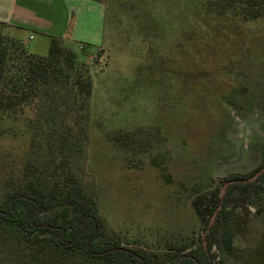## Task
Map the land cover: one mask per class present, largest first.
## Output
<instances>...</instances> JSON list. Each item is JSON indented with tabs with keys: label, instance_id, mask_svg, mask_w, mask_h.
<instances>
[{
	"label": "rangeland",
	"instance_id": "rangeland-1",
	"mask_svg": "<svg viewBox=\"0 0 264 264\" xmlns=\"http://www.w3.org/2000/svg\"><path fill=\"white\" fill-rule=\"evenodd\" d=\"M173 1L67 0V6L38 0L41 23L30 29L29 44L44 33L55 35L89 65L90 177L84 181L93 177L109 230L124 245L142 248L205 240L217 214L201 222L195 205L209 210L214 192L220 194L235 174L255 181L264 160V18L247 28L238 45L197 67L209 78L183 79L164 69L179 68L182 16L180 1ZM5 29L0 22V35ZM152 51L173 53L176 61L163 57L162 69H154ZM29 140L24 119L0 123V150L19 159ZM259 204L264 197L251 192L241 206L229 208L233 250L221 243L214 248L223 264H264Z\"/></svg>",
	"mask_w": 264,
	"mask_h": 264
},
{
	"label": "trees",
	"instance_id": "trees-1",
	"mask_svg": "<svg viewBox=\"0 0 264 264\" xmlns=\"http://www.w3.org/2000/svg\"><path fill=\"white\" fill-rule=\"evenodd\" d=\"M179 1V68L164 69L183 79L209 78L207 69L197 67L238 45L247 28L264 18V0ZM149 56L158 70L161 58L175 60L173 53ZM92 91L89 65L59 37L52 35L47 53H38L20 38L0 35V123L22 118L30 132L21 158L0 150V264H223L211 249L221 243L233 250L229 208L241 206L251 192L264 197V172L255 181L230 178L236 181L227 188L206 244L192 238L165 248L124 245L100 214L93 177L84 181L90 177L85 157ZM263 166L264 160L255 172ZM220 201L214 192L209 210L195 205L199 221L208 223ZM263 208L256 206L258 212Z\"/></svg>",
	"mask_w": 264,
	"mask_h": 264
},
{
	"label": "crops",
	"instance_id": "crops-1",
	"mask_svg": "<svg viewBox=\"0 0 264 264\" xmlns=\"http://www.w3.org/2000/svg\"><path fill=\"white\" fill-rule=\"evenodd\" d=\"M49 1L53 2L54 0ZM62 1L68 6L67 0ZM39 2L38 0H0V22L6 28L2 34L22 39L31 51L47 53L52 34L44 33L43 37H41L42 39L38 40L34 45L29 44V40L33 35L30 29L37 27L41 23L38 16ZM62 13L60 12L59 14L60 18L63 16ZM48 14H50L49 11Z\"/></svg>",
	"mask_w": 264,
	"mask_h": 264
},
{
	"label": "flooded vegetation",
	"instance_id": "flooded-vegetation-1",
	"mask_svg": "<svg viewBox=\"0 0 264 264\" xmlns=\"http://www.w3.org/2000/svg\"><path fill=\"white\" fill-rule=\"evenodd\" d=\"M263 167H264V166H263ZM261 168H262V167H261ZM261 168H260V169H261ZM260 169H259V170H260ZM257 171H258V170H257ZM257 171H256V172H257ZM256 172H255V173H256ZM263 172H264V171H263ZM255 173H254V174H255ZM259 175H260V174H259ZM259 175H258V176H259ZM258 176H257V177H258ZM228 181H233V182H234V181H236V179H229ZM226 182H227V181H226ZM233 182H232V183H233ZM230 184H231V183H230ZM230 184H229V185H230ZM229 185H228V186H229ZM227 188H228V187H227ZM226 191H227V189H226ZM219 196H220L221 201H220V204L218 205V207L216 208V210L214 211L213 214H215V213L218 214L219 210H220L221 207H222V203H223V197H224V195L221 196V195L219 194ZM219 207H220V208H219ZM216 216H217V215H216ZM215 219H216V218H215ZM210 221H211V219H210ZM214 221H215V220H214ZM214 221H213V222H214ZM213 222H210L209 226L207 227V231H208L209 227L211 226V224H212ZM204 243L206 244V240H204ZM215 246H216V245H215ZM215 246H213V248L211 249L212 252H214V248H215ZM217 258H219V257H217Z\"/></svg>",
	"mask_w": 264,
	"mask_h": 264
},
{
	"label": "water",
	"instance_id": "water-1",
	"mask_svg": "<svg viewBox=\"0 0 264 264\" xmlns=\"http://www.w3.org/2000/svg\"><path fill=\"white\" fill-rule=\"evenodd\" d=\"M264 171V167H262L260 170H258L255 174H254V177H257L259 174H261L262 172ZM233 181H227V183L225 184V187L221 190V193H220V195L222 196L223 195V193L225 192V190H226V187H228V185L230 184V183H232ZM220 208V207H219Z\"/></svg>",
	"mask_w": 264,
	"mask_h": 264
}]
</instances>
